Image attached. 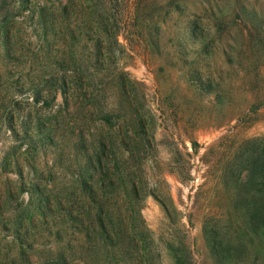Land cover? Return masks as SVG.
Returning <instances> with one entry per match:
<instances>
[{
    "label": "rangeland",
    "instance_id": "374dc122",
    "mask_svg": "<svg viewBox=\"0 0 264 264\" xmlns=\"http://www.w3.org/2000/svg\"><path fill=\"white\" fill-rule=\"evenodd\" d=\"M260 143L264 0H0V264H264L221 183Z\"/></svg>",
    "mask_w": 264,
    "mask_h": 264
},
{
    "label": "trees",
    "instance_id": "16d2710c",
    "mask_svg": "<svg viewBox=\"0 0 264 264\" xmlns=\"http://www.w3.org/2000/svg\"><path fill=\"white\" fill-rule=\"evenodd\" d=\"M41 20L44 17L40 18ZM71 39L75 40L76 37L71 35ZM6 41V36H5ZM102 58V54L98 53V59H96V64H100ZM75 63V59L71 54H67V58L65 60V64L67 67L73 66ZM73 74L72 81L76 80L80 83H84L82 81V77L80 75ZM47 81H50L52 85H50V92H57L59 89L66 92L69 87V82L66 78L55 79L53 77H49ZM71 81V82H72ZM141 128L146 129V123L140 122V130ZM144 129V130H145ZM98 168H103L99 162ZM97 168V167H96ZM96 168L93 166V170ZM99 179L102 184H104L105 180H108L112 185L111 179L105 173L99 174ZM116 178L113 179V182H116ZM122 179L119 178V182ZM222 186L226 193H230L231 190V200L233 201V207L242 209V221L241 223H237L234 227L238 239L248 240L249 242H253V239L257 241H264V143H260L257 146H253L248 149V153L244 155L241 153L240 160L237 163L227 164L224 168V173L222 175ZM102 187H104L102 185ZM84 189V188H83ZM35 193L38 195L37 202L35 204V211L38 215L45 217L46 211H51L49 206H47V199L40 188H35ZM82 211V210H80ZM64 218H66V223L70 222L72 226L77 227V224H83L82 220L77 221L75 216L70 215V213H66ZM97 230L98 233L105 236L107 239V230L106 226L103 224V221L100 215L97 217ZM86 227H81L82 230H85ZM96 228L92 229V232L95 233ZM89 231H87L88 233ZM214 238L217 237V230L212 229L211 232ZM96 234V233H95ZM89 236V235H87ZM253 237V238H252ZM218 244V246H216ZM215 246V247H214ZM213 247H223L225 248L224 258L226 260H239L242 257L246 256L245 252L237 253L228 246H223L222 241L213 239Z\"/></svg>",
    "mask_w": 264,
    "mask_h": 264
}]
</instances>
